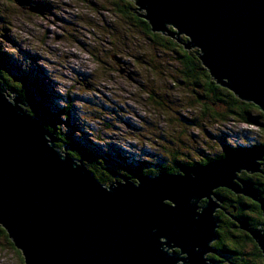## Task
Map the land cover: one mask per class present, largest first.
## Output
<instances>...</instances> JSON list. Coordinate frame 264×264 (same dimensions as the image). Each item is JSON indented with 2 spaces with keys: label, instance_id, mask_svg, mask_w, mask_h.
<instances>
[{
  "label": "water",
  "instance_id": "water-1",
  "mask_svg": "<svg viewBox=\"0 0 264 264\" xmlns=\"http://www.w3.org/2000/svg\"><path fill=\"white\" fill-rule=\"evenodd\" d=\"M134 1L153 32L186 36L214 81L264 112V0ZM39 114L0 78V225L25 264H216L206 258L218 238L214 190L252 192L236 172L261 171L264 151L104 183ZM251 233L264 254V231Z\"/></svg>",
  "mask_w": 264,
  "mask_h": 264
},
{
  "label": "rangeland",
  "instance_id": "rangeland-1",
  "mask_svg": "<svg viewBox=\"0 0 264 264\" xmlns=\"http://www.w3.org/2000/svg\"><path fill=\"white\" fill-rule=\"evenodd\" d=\"M110 1L0 0V71L10 88L25 89L57 129L116 155L118 166L200 162L226 145L264 142L262 109L251 123L228 116L222 103L215 110L225 120L207 115L201 86L183 82L171 53ZM0 228V264H25ZM242 244L252 250V242Z\"/></svg>",
  "mask_w": 264,
  "mask_h": 264
},
{
  "label": "trees",
  "instance_id": "trees-1",
  "mask_svg": "<svg viewBox=\"0 0 264 264\" xmlns=\"http://www.w3.org/2000/svg\"><path fill=\"white\" fill-rule=\"evenodd\" d=\"M110 2L113 6H115L116 9H118L120 13L126 17H129V19L133 22L135 21L139 29L145 35H147L149 40L155 44L158 49L171 53L174 61L178 63L177 68H181L180 72L183 77V82H187L189 86L193 87L201 86L202 90L206 93L200 98L206 100L204 102L203 108H205L207 115L209 112H212L211 117L215 120H225L227 118V114L218 113L215 110L216 104L222 103L225 104L227 108L228 116H233L245 123H251L254 121L253 119L257 116L253 115L252 112L261 108L252 102L241 100L231 90L214 81L208 70L201 62L199 57L200 50L198 48L187 49L185 47V44L188 42V38L186 36L173 37L169 34L153 32L150 24L140 17L135 11L136 3L134 0H112ZM170 30L173 31V27H170ZM2 64V58L0 57V66ZM0 78L3 80L7 91H9L8 93L20 95L25 103H33L38 107L34 100L25 94V89H22V87L19 90L17 88H10L11 86L6 83L7 81L1 74V71ZM39 110L40 115L38 117L57 138V146L61 149H63L65 146H69L68 153L75 159H82L83 162L93 171V173L104 183L120 180L121 176L130 177L133 179L136 174H155L162 171L171 172L177 168L171 164L160 165L157 168H149L147 162H140L139 164L132 162L131 164L129 163L130 165L125 163L118 166L124 161L116 164L115 160L118 158L116 155L101 149H97L94 144H88V146H86L83 142H76L74 139H72L67 131L65 132L62 129H57L55 126L56 120L50 118V112L48 109H44V107L41 106ZM69 113L70 106H67L66 109L61 110V114L65 116L66 120L70 116ZM261 117L264 123L263 112L261 113ZM0 230L2 231L1 228ZM224 236L226 235L223 234L222 237L224 238ZM258 264H264V259L262 263L259 262Z\"/></svg>",
  "mask_w": 264,
  "mask_h": 264
},
{
  "label": "flooded vegetation",
  "instance_id": "flooded-vegetation-1",
  "mask_svg": "<svg viewBox=\"0 0 264 264\" xmlns=\"http://www.w3.org/2000/svg\"><path fill=\"white\" fill-rule=\"evenodd\" d=\"M259 125L263 127L264 123L261 122ZM228 146L230 145H226L220 154L203 158L200 162H176L177 164L174 166L177 168L171 172L176 173L182 167L198 168L211 161L224 158L229 154V148L241 152L264 151V142L259 140L250 146ZM262 164L263 170L261 169L260 173L251 172L247 169L236 172L237 178L234 179V182L240 186H243V182H248L252 192H247V187L245 192H235L223 186L214 190L212 197L216 198L215 194L220 197L217 200L219 206L215 213L219 219V227L217 229L218 238L212 243L214 251L206 255L208 260H214L216 264H258L264 259L263 251L251 233L254 229L264 231V210L262 208L264 204V164ZM253 190L254 194H258V200L249 195V193H253ZM207 201L208 198L201 199L199 211L206 205ZM223 234L226 235L224 238L222 237ZM244 241L246 243L252 242V250L245 251L246 248L242 244ZM172 252L180 253V250L174 249Z\"/></svg>",
  "mask_w": 264,
  "mask_h": 264
},
{
  "label": "bare ground",
  "instance_id": "bare-ground-1",
  "mask_svg": "<svg viewBox=\"0 0 264 264\" xmlns=\"http://www.w3.org/2000/svg\"><path fill=\"white\" fill-rule=\"evenodd\" d=\"M25 103V102H24ZM123 179V177L121 176V180Z\"/></svg>",
  "mask_w": 264,
  "mask_h": 264
}]
</instances>
